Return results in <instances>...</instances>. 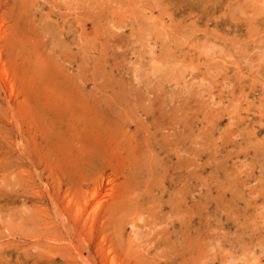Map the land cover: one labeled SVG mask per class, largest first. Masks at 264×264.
<instances>
[{"label":"rangeland","instance_id":"rangeland-1","mask_svg":"<svg viewBox=\"0 0 264 264\" xmlns=\"http://www.w3.org/2000/svg\"><path fill=\"white\" fill-rule=\"evenodd\" d=\"M0 264H264V0H0Z\"/></svg>","mask_w":264,"mask_h":264},{"label":"bare ground","instance_id":"bare-ground-1","mask_svg":"<svg viewBox=\"0 0 264 264\" xmlns=\"http://www.w3.org/2000/svg\"><path fill=\"white\" fill-rule=\"evenodd\" d=\"M178 23V22H177ZM180 24V23H179ZM173 35V34H172ZM178 35V34H177ZM179 42V41H178ZM170 57H171V55H170ZM172 58V57H171ZM169 60V59H168ZM176 60H179L178 58L176 59ZM172 63V62H171ZM173 63H175V62H173ZM174 65H176V64H174Z\"/></svg>","mask_w":264,"mask_h":264}]
</instances>
